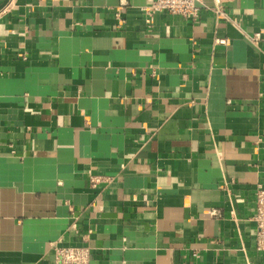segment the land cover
I'll return each mask as SVG.
<instances>
[{
	"label": "crops",
	"instance_id": "1",
	"mask_svg": "<svg viewBox=\"0 0 264 264\" xmlns=\"http://www.w3.org/2000/svg\"><path fill=\"white\" fill-rule=\"evenodd\" d=\"M150 2L0 0V264H264V0Z\"/></svg>",
	"mask_w": 264,
	"mask_h": 264
},
{
	"label": "built area",
	"instance_id": "2",
	"mask_svg": "<svg viewBox=\"0 0 264 264\" xmlns=\"http://www.w3.org/2000/svg\"><path fill=\"white\" fill-rule=\"evenodd\" d=\"M202 0H151L145 6L147 13L167 11L178 14L184 18L198 20L202 10ZM5 11V10H3ZM213 11L220 16L226 15L224 0H216ZM253 42L261 38V34L255 33L250 36ZM220 43L225 40H219ZM255 214L252 219L256 224V246L259 250H264V185L259 184L255 193ZM55 250V264H91L92 251L88 245L64 243L63 240L52 242Z\"/></svg>",
	"mask_w": 264,
	"mask_h": 264
}]
</instances>
